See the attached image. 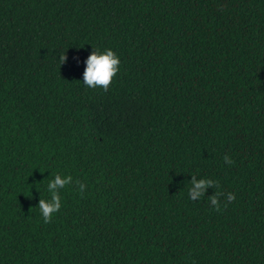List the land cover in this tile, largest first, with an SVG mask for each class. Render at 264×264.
Instances as JSON below:
<instances>
[{"label":"trees","instance_id":"obj_1","mask_svg":"<svg viewBox=\"0 0 264 264\" xmlns=\"http://www.w3.org/2000/svg\"><path fill=\"white\" fill-rule=\"evenodd\" d=\"M0 264H264V0H0Z\"/></svg>","mask_w":264,"mask_h":264},{"label":"clouds","instance_id":"obj_2","mask_svg":"<svg viewBox=\"0 0 264 264\" xmlns=\"http://www.w3.org/2000/svg\"><path fill=\"white\" fill-rule=\"evenodd\" d=\"M66 59V55L60 56V64ZM87 67L84 71L83 82L88 88L96 89L102 88L107 92L112 84L113 79L116 77L119 66L120 58L117 53L108 48L103 52L99 50H94L87 58ZM225 163L231 165L234 163L232 158L227 154L224 156ZM73 182V177L71 175L62 176L56 174L54 179L49 181L47 185V190L51 194L50 199H40L38 207L43 218L44 223H51L54 214L58 213L61 209V196L60 190L70 185ZM78 191L82 194L86 185L77 181ZM189 188V198L193 201L199 200L205 196V191L208 187L219 188V183L208 178H201L196 180L193 176L190 182ZM224 195L223 192H215L212 196H208L210 204L216 211H221V204L219 197ZM234 193H227V203H231L235 200Z\"/></svg>","mask_w":264,"mask_h":264}]
</instances>
